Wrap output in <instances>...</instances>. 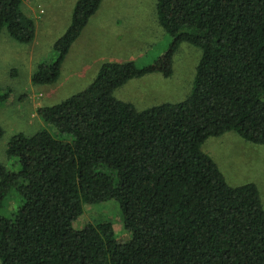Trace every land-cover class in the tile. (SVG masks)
I'll return each mask as SVG.
<instances>
[{
    "label": "trees",
    "instance_id": "obj_1",
    "mask_svg": "<svg viewBox=\"0 0 264 264\" xmlns=\"http://www.w3.org/2000/svg\"><path fill=\"white\" fill-rule=\"evenodd\" d=\"M26 0H0V34L31 43ZM103 0H77L38 65L34 84H52ZM170 37L153 63H103L89 86L41 106L57 131L18 133L0 164L2 264H264V206L255 183L232 186L203 150L236 132L264 144V0H156ZM202 49L191 92L137 108L115 95L147 74H173L183 42ZM9 94L0 93V104ZM0 126V138L3 136ZM16 206L8 212L11 200ZM118 203L125 234L110 221L76 228L84 206Z\"/></svg>",
    "mask_w": 264,
    "mask_h": 264
},
{
    "label": "rangeland",
    "instance_id": "obj_2",
    "mask_svg": "<svg viewBox=\"0 0 264 264\" xmlns=\"http://www.w3.org/2000/svg\"><path fill=\"white\" fill-rule=\"evenodd\" d=\"M76 1L26 0L22 8L35 21L34 41L19 43L6 28L0 34V93L9 94L7 101L0 104V126L4 131L0 164L9 168L14 163L7 154L12 136L33 135L41 130L57 135L56 128L43 120L38 109L57 104L89 86L101 63L95 55L102 57V64L133 61L144 66L161 56L170 42L158 23L156 0H103L81 33V44L78 38L66 56L59 79L52 84H34L31 78L38 65L55 58L54 43L67 29ZM201 57L202 49L185 41L173 56L170 77L157 72L135 78L118 89L116 96L140 109L181 101L191 92ZM203 150L218 164L228 184L255 183L264 206V144L227 132L208 138ZM15 206L13 199L8 212ZM100 221H110L118 236L125 234L121 210L114 200L85 205L75 227Z\"/></svg>",
    "mask_w": 264,
    "mask_h": 264
},
{
    "label": "crops",
    "instance_id": "obj_3",
    "mask_svg": "<svg viewBox=\"0 0 264 264\" xmlns=\"http://www.w3.org/2000/svg\"><path fill=\"white\" fill-rule=\"evenodd\" d=\"M99 9H100V7H99ZM99 9L97 10V12L99 11ZM41 11H42V13L45 12V11H43V10H41ZM89 21H90V20H89ZM88 24H89V22H88ZM88 24H87V26H88ZM87 26H86V27H87ZM86 27H85V28H86ZM80 38H81V35H80V37H79V44H81V40H80ZM77 41H78V39L74 42V44H76ZM74 44L71 46V48L74 46ZM79 46H80V45H79ZM71 48H70V50H71ZM70 50H69V52H70ZM69 52H68V53H69ZM67 55H68V54H67ZM95 56H96V57H95L96 59L101 60V63L99 64V67H98V69H99L100 66L102 65V57H101L100 55H99V56H98V55H95ZM65 59H66V58H65ZM104 60H105V59H104ZM64 61H65V60H64ZM64 61H63V63H64ZM63 63H62V64H63ZM98 69H97V70H98ZM152 74H153V73H152ZM147 75H149V74H147ZM147 75H145V76H147ZM165 77H166V76H165ZM140 78H141V77H140ZM138 79H139V78H138ZM132 80H133V79H132ZM122 87H124V86H122ZM122 87H121V88H122ZM125 87H126V85H125ZM119 89H120V88H119ZM117 92H118V90H116L115 95L117 94ZM127 102H128V101H127ZM130 103H131V102H130ZM132 104H133V103H132ZM157 104H160V103H157ZM153 105H156V104H153ZM151 106H152V105H151Z\"/></svg>",
    "mask_w": 264,
    "mask_h": 264
}]
</instances>
